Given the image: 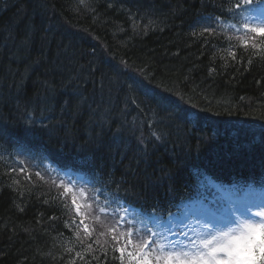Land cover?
<instances>
[{
  "label": "trees",
  "instance_id": "obj_1",
  "mask_svg": "<svg viewBox=\"0 0 264 264\" xmlns=\"http://www.w3.org/2000/svg\"><path fill=\"white\" fill-rule=\"evenodd\" d=\"M22 3L19 30L7 24L3 15L18 14ZM199 3L0 0V47L16 62L28 61L27 69L19 72L12 64L9 67L1 52L0 69L12 73L18 89L29 79L41 80L32 97L18 92L8 97L2 93L11 82L0 77V97L6 101L0 103V126L10 133L0 139V154L2 150L33 154L34 173L37 164L39 169L43 165L71 168L86 175L101 193L106 190L109 200L132 198L141 205L146 200L162 204L164 213H178L184 199L211 195L212 181L262 188L264 51L242 47L214 30L201 36L204 19L207 24L230 17L225 9L236 0ZM198 5L206 10L192 25L197 35L187 28L183 39L175 31L168 40L161 39L152 23L162 30L178 29L181 8L195 10ZM5 6L7 13L2 11ZM145 37L155 42L150 48ZM176 40L182 44H169ZM230 52H235V59ZM127 68L134 70V78L125 74ZM104 78H113L115 87L103 92ZM45 82L53 85L47 92ZM56 83L79 93L91 90L98 101H75L71 107L70 94ZM56 98L61 99L60 105L66 104L57 108L58 119L67 121L60 130L57 121L34 111L37 104H50ZM129 102L137 119L123 117ZM158 104L173 112L161 115L163 109L155 110ZM83 109L88 115L81 113ZM30 117L34 125L27 122ZM110 133L123 140L120 150L92 161L91 150L86 149L89 140ZM15 163L17 171L8 174L11 163L0 159V264H120L119 252L110 243L92 252L84 250L83 259H73L66 247L75 231L72 234L68 226L71 219L65 201L35 174L29 179L27 172L19 173L23 165ZM147 178L164 194L144 193L141 186Z\"/></svg>",
  "mask_w": 264,
  "mask_h": 264
},
{
  "label": "snow or ice",
  "instance_id": "obj_2",
  "mask_svg": "<svg viewBox=\"0 0 264 264\" xmlns=\"http://www.w3.org/2000/svg\"><path fill=\"white\" fill-rule=\"evenodd\" d=\"M225 11L231 16L240 17V28L231 26L237 32L243 30V36L239 37L241 46L264 51V0H236ZM215 20L217 24L221 22L220 18ZM205 33L212 35L213 27H203L199 34L203 36ZM192 35L197 33L194 31ZM229 55L235 59V52ZM52 87L45 82L46 92ZM27 122L30 125L36 123L31 117ZM9 134L7 128L0 126V139ZM156 138L160 139L159 136ZM19 163L24 165L25 162L21 160ZM26 167H20L18 172L26 173ZM15 171L16 168H9L8 174ZM27 175L30 179L31 174ZM35 175L43 179L40 171H36ZM52 182L55 185L56 179ZM56 186L63 190L60 197L65 201L66 208L69 207L67 198L70 196L71 208L75 213L73 223L76 224V216L81 217L76 227L79 229L82 225L84 236L90 237L92 232L85 218L98 220L99 217L93 216L91 202L82 205L77 199L81 197L98 203V196L95 193L89 196L87 185L72 177H68L67 181L61 178ZM106 208L107 205L98 210L106 213ZM120 212L117 206L112 213H107L119 215V221L108 228V233L111 240L120 245L114 249L120 254V264H264V188L261 189L259 202L251 199L219 214L212 211H204L199 215L171 212L157 214L153 211L147 219H137L127 208L123 209L122 215ZM128 216L134 219L127 220ZM125 222L129 227L121 231ZM100 235L105 233L101 232ZM76 236L80 237L79 231ZM91 248L92 245L88 244L87 249ZM76 255L83 259L80 253Z\"/></svg>",
  "mask_w": 264,
  "mask_h": 264
},
{
  "label": "bare ground",
  "instance_id": "obj_3",
  "mask_svg": "<svg viewBox=\"0 0 264 264\" xmlns=\"http://www.w3.org/2000/svg\"><path fill=\"white\" fill-rule=\"evenodd\" d=\"M206 0H200V4L205 3ZM9 4V3H8ZM7 4V5H8ZM186 5V4H185ZM198 5V6H199ZM9 6V5H8ZM32 6L28 4V6L26 7L28 10L31 8ZM142 8H145V6H139ZM206 7V6H205ZM205 7H198L195 10H192L188 7H183L180 10V18H177L176 22H178L177 28L175 27H164L163 29L166 30H162V29H158L161 25L160 24H156V23H152L153 26H156L155 29H157V32L159 34H161V39L162 40H168L170 37V33L175 31L177 32V36L181 39L182 36H185V29L190 28L192 30L195 31V29L193 28V23H195V21L199 18V16L203 13H205ZM10 8V6H9ZM9 8L7 6L2 8V11L5 13H7V11L9 10ZM23 8H25V6H23V3L21 5H19L18 9L19 12L18 14L14 13V14H7V15H3L5 18V21L7 22V24L10 22L11 24L13 23V25H15V27L17 29L20 30L21 25H19L20 22H22V15L20 14V12L23 10ZM144 11V9H143ZM147 11V10H146ZM206 21V18L204 19ZM204 21V23L200 24L201 28L203 27H207L206 26V22ZM191 30V33H193V31ZM25 33V31H24ZM24 36H27V33L24 34ZM146 47H149L153 45V43H155L154 41L150 42L149 38L145 37L144 38ZM29 42H32V40H30ZM169 44H182L181 41L176 40V41H170ZM2 52L3 56L7 59V61H9V67L11 66V64L17 68V70L19 69V72L22 71V69L28 67V61L27 60H22V62H16L12 56H10L9 53L6 52V50H4L2 47H0V53ZM126 75H128V78L132 79L135 77L136 74H134V70H130V69H126ZM12 73L8 74L7 71L0 69V77L4 78V80H6L8 78V81L6 80L7 84L11 82V84L8 87H5V89L3 91H7L4 92L2 94H5L6 96H12L16 94V92H18L19 94L23 95H27L28 98L32 97L35 92L36 89L41 85V80L37 79V78H33V80L29 79L27 82H23V84L21 83L20 85H18L20 87V89H18L15 84L13 83L14 80L12 78ZM105 82H104V86H102L103 88V92H105L106 90L110 89L111 87L114 88L115 86V80L113 78H104ZM103 84V83H102ZM57 86H59L60 88H63V83H56ZM66 92L68 91V93L70 94V96L67 97V102L69 104H71L72 106H76L75 101L77 103H81V104H89V103H93V102H97L98 98L96 97L95 93L91 90L85 91L84 93H79V92H75V90L73 91L70 88H63ZM42 90V89H41ZM43 91V90H42ZM54 91V90H52ZM29 92V94L27 93ZM1 94V93H0ZM102 94V93H101ZM124 95H126L125 93H122V97H124ZM119 99H121V97L119 96ZM60 101L61 99H52L51 103L48 104V102H42L37 104V108L34 111H37L38 113L47 116L49 119H52L53 121H57L58 125H57V129L60 130L61 128H63L66 124L67 121H63L62 119H58V117L60 116L59 111L57 110V108H61V107H65L66 104H64V102L61 103L60 105ZM122 101V99H121ZM126 101H127V97H126ZM6 103L5 100H2V98L0 97V103ZM127 104H130L127 106L126 112L124 113L123 117L132 120L133 118H135V116L133 115L134 111H136V108L132 107V104L129 102ZM54 105V106H52ZM155 110H162L163 109V113L161 115H166L169 114L170 112H173L171 109H164L162 104H158L157 106H155ZM189 109L193 110L194 106L191 105L189 103ZM131 108V109H130ZM6 112L11 114L9 109L5 108ZM46 110L45 113H42L39 110ZM57 110V111H56ZM154 110V111H155ZM65 112V111H62ZM83 115H88V113L86 112V109H83L81 112ZM63 114V113H62ZM67 114V113H66ZM92 119L94 120V122L96 121L94 117H92ZM137 119V118H135ZM98 123V122H97ZM92 141V143H91ZM90 142V146L86 147V149L91 150L89 151L90 153V158L93 157L92 161H102L103 159H106L108 156L111 157L113 152L119 151L120 147L122 145L123 140L118 136V135H114L113 133L111 134H105L104 136H102V138L100 139L99 137L94 139L91 138ZM38 151V149H36ZM80 152V149H77ZM32 156L33 154H26L23 157L25 159L31 160L32 161ZM110 171V170H109ZM142 191L144 193H148V194H164V191L162 188H159V186L157 185V183H155V181L151 178H147L145 185L142 184ZM128 193V192H127ZM130 193V192H129ZM102 194H106V190H104L102 192ZM67 248V247H66ZM69 249V248H67Z\"/></svg>",
  "mask_w": 264,
  "mask_h": 264
},
{
  "label": "rangeland",
  "instance_id": "obj_4",
  "mask_svg": "<svg viewBox=\"0 0 264 264\" xmlns=\"http://www.w3.org/2000/svg\"><path fill=\"white\" fill-rule=\"evenodd\" d=\"M239 20H240V17L239 16H236L235 19H229L227 21L220 20L221 22L219 23L220 24L219 27H221L225 31H228L229 30V31H232L233 33H237V34L243 33V30L242 29L239 32L236 31V28H240ZM231 25H236V28H233ZM239 37H242V36H239ZM0 159H3V157H0ZM26 164H28V162L24 163L23 166H25ZM49 175L50 176H47V178L50 179L51 181H53L54 178L56 179V184L55 185L53 184V185H54V187H56V189H57V191L59 193L62 192L63 190L62 189H58L56 185L59 184V180L61 178L62 179H65V181H67L68 177H72L73 179H76L78 181H83L87 185V181L84 178H82V177L80 178L79 176H76V175H72V174H68V173H60V172L59 173H55L54 171H50V174ZM87 190L89 191V196H91L93 193H95V195L98 196V198H99L98 203L97 202H94V201H90V200L84 199V198H81V197H78L77 202L78 203H81L82 205L91 202L92 205H93V216L94 217H99V219L97 220V219L85 218V223H88L89 224L90 230L92 232V235L90 237H85L84 236V233H83V227H82V225L79 227V229L76 227V224H78L79 223V220L81 219V217L76 216L75 217V220H76L75 230H78L80 232V237L77 238V239L81 240L82 242H85V246L84 247H87L88 244H91L92 245L93 248H91V250H88L87 249L88 251L95 250L96 247H100V246H102V245H104L106 243H110V244H112L116 248L119 247L120 246L119 244H117V243H115V242H113L111 240V235L110 234L107 235L108 228L109 227H112L113 225L116 224L117 221H119V215H115V216L108 215L107 213H112L113 212V209L109 206L110 203L109 202H106L105 200L103 201V198L101 196H99L96 191H94V190L92 191L89 186H87ZM224 190L233 191L229 187H224V188H222L220 190H217V191L218 192H222ZM260 194L261 193H259V192L255 193V194L250 193L251 196L249 197V199H256L257 202H259ZM67 200H68L69 205H70V208H71L70 196L67 198ZM192 202H194V201H192ZM105 205H107L106 213H100L99 210H98L99 207H104ZM231 206L232 205H229L227 207V209L229 207H231ZM195 210H196V208H195V206H193L192 207V210H191L192 212L189 211V210H186L185 213H193V214H196V215L201 214V210L200 209H198L199 212H194ZM206 210L207 209H204V211H206ZM82 211H83V208H82ZM207 211H209V210H207ZM70 212H71L70 218L73 221V217L75 215L74 209L71 208V211ZM219 213H222V212L220 211ZM122 214H123V209L120 212V215H122ZM103 221H105V224H104ZM137 227H139V224H137ZM126 229L127 228L125 227V223H124V227L121 228L120 230L121 231H125ZM101 232H104L105 235H103V236L100 235ZM133 239L135 241V237H133ZM129 250H131V249L129 248Z\"/></svg>",
  "mask_w": 264,
  "mask_h": 264
}]
</instances>
